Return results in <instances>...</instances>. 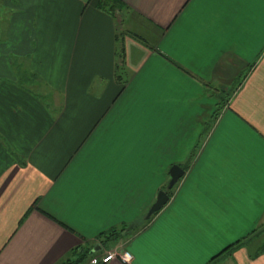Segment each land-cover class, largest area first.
Here are the masks:
<instances>
[{"label": "crops", "instance_id": "obj_1", "mask_svg": "<svg viewBox=\"0 0 264 264\" xmlns=\"http://www.w3.org/2000/svg\"><path fill=\"white\" fill-rule=\"evenodd\" d=\"M120 1L0 0V264H264V0Z\"/></svg>", "mask_w": 264, "mask_h": 264}, {"label": "trees", "instance_id": "obj_2", "mask_svg": "<svg viewBox=\"0 0 264 264\" xmlns=\"http://www.w3.org/2000/svg\"><path fill=\"white\" fill-rule=\"evenodd\" d=\"M96 5L100 8H106L108 7L107 10L111 11V9H115V6H122V2L120 0H97L96 2ZM136 38L142 40L143 42H146V40L141 36V35H134ZM120 39V37H119ZM124 51V47H123V44L122 42H119V47H118V50H117V57H118V61L121 62L122 61V58H123V52ZM119 64V63H117ZM119 68L121 69V67H119V65H116V69ZM121 74V71L118 70V74L116 73L117 76H120ZM123 81V80H122ZM222 105L219 103V105H217L212 117L210 118V120L208 121V125L207 127L209 126V124L211 123L212 121V118H214L218 112H219V109ZM183 167L185 168L186 167V164H183ZM168 194L170 193V190L168 189ZM124 229V227H122L121 229H117L115 227H111L109 229H107L106 231H102L101 235L103 236V238L101 239L100 243L102 244L103 242H107L108 240H111L112 238H115L117 236H119L120 233H122L121 231ZM258 235H262L264 236V224L262 225V227L259 229ZM263 245L262 247L264 246V240L262 241ZM239 245L241 244V242H239V240L231 243L230 245H228L227 247H225L224 249H222L220 252L216 253V255H214L213 257H211L210 261H208L207 264H212V262L214 260H216L217 258H219L220 256H222L223 254L225 253H229L231 251V249L233 248V246L235 245ZM92 247L93 245L91 246H87V247H81L80 249H78L77 251V255L76 257L74 258H66L64 260V262L62 264H84L85 261H88L90 262V259L92 257H95L96 256V253L98 252L97 251H92ZM72 254H76V250H72L71 251ZM102 255V254H101ZM99 255V256H101ZM98 256V257H99ZM97 264H103L101 262H98Z\"/></svg>", "mask_w": 264, "mask_h": 264}, {"label": "water", "instance_id": "obj_3", "mask_svg": "<svg viewBox=\"0 0 264 264\" xmlns=\"http://www.w3.org/2000/svg\"><path fill=\"white\" fill-rule=\"evenodd\" d=\"M185 169L177 164V163H173L168 170L169 173V179L166 183V188L165 189H159L155 200L151 203L150 207L148 208V210L146 211L145 214V218L150 217V215L152 213H154L155 211H157L158 209H160L164 203L168 200L169 198V194H168V189L172 188V186L177 182V180L184 174ZM101 248V244L100 243H96L93 247H92V251H97Z\"/></svg>", "mask_w": 264, "mask_h": 264}, {"label": "built area", "instance_id": "obj_4", "mask_svg": "<svg viewBox=\"0 0 264 264\" xmlns=\"http://www.w3.org/2000/svg\"><path fill=\"white\" fill-rule=\"evenodd\" d=\"M120 259L123 262H130L132 259V253L126 249V248H120L115 250H108L105 251L101 256L99 257H92L90 259L91 264H97L98 262L106 263L112 259Z\"/></svg>", "mask_w": 264, "mask_h": 264}, {"label": "rangeland", "instance_id": "obj_5", "mask_svg": "<svg viewBox=\"0 0 264 264\" xmlns=\"http://www.w3.org/2000/svg\"><path fill=\"white\" fill-rule=\"evenodd\" d=\"M0 12H1V10H0ZM119 42H121V38L119 39ZM22 77V76H21ZM21 80H23V79H21ZM236 81H233V82H229V84H231V86L230 87H228V88H221V89H219V91H220V93H221V95H224V94H226V96H228L229 94H231L235 89H234V85L236 84L235 83ZM236 87V86H235ZM131 232L129 231L128 233L126 232V235H122V237L121 238H126L129 234H130ZM121 234V233H120ZM119 234V235H120ZM115 249H120V248H118L117 246L116 247H114V248H111V249H109V248H107V250H104L103 252H105V251H108V250H115ZM76 255H77V250H76V254H74V256L72 257V258H74V257H76ZM98 255H100V254H98ZM98 255H96V257H98ZM89 261V260H88ZM88 261H85L84 262V264H91L90 262H88ZM218 262H217V260H214L213 262H212V264H217Z\"/></svg>", "mask_w": 264, "mask_h": 264}]
</instances>
